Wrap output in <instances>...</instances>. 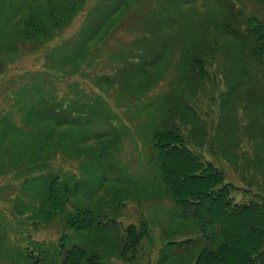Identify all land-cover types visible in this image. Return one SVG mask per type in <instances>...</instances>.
Segmentation results:
<instances>
[{
  "label": "rangeland",
  "instance_id": "rangeland-1",
  "mask_svg": "<svg viewBox=\"0 0 264 264\" xmlns=\"http://www.w3.org/2000/svg\"><path fill=\"white\" fill-rule=\"evenodd\" d=\"M163 131L218 170L199 185L264 210V0H0V264H264V217L183 208L192 158L164 162ZM86 208L115 222L66 228Z\"/></svg>",
  "mask_w": 264,
  "mask_h": 264
},
{
  "label": "trees",
  "instance_id": "trees-1",
  "mask_svg": "<svg viewBox=\"0 0 264 264\" xmlns=\"http://www.w3.org/2000/svg\"><path fill=\"white\" fill-rule=\"evenodd\" d=\"M32 27L35 28L34 25ZM256 30H258V28ZM166 135L171 136L172 138H167ZM178 140L179 139L176 137L175 134H173V132L163 131L158 136L157 138L158 147L157 148L160 149L161 156L163 157L164 162L177 158L178 156L176 155L177 154L176 151L184 154V152H182V150L180 149L185 150V153L188 156H190V152L188 151L187 146L185 147L186 148L185 149L183 147L185 145H182V143ZM177 148H180V149L177 150ZM190 157L192 158L191 167L189 168L185 167L187 169L186 171L178 169L177 174H175L174 172H171V174L174 176L171 180V184L173 188L176 186H181V185H186V187H191V186H195V188L197 187L195 191L190 192L189 199L183 205L184 209L185 208L188 209L189 204L196 203V202L193 203L192 201H190V199L199 201V203L202 205L204 204L205 200L209 197V194H212V196H214V199L212 200L213 210L216 211L215 216H216V219L220 223L225 224V221H224L225 217L230 218L228 220L229 223H234L236 222L237 217L238 218L241 217L242 213L245 211H251L255 218L264 217V210H262L260 208V205L256 202L252 204L249 203V205H241V204L239 205L234 202L232 203L230 200H226L225 203H223V201L220 200L219 196H216L219 193V191L223 189V187L213 188L212 186L210 188H203L205 186V183H203V185H199V183H202L206 180H209L210 178L215 177L216 174H218V170L213 168L209 163L206 164L202 162L201 160L193 158L192 156ZM60 168H63V166H60ZM174 169L175 167L172 170ZM63 173L65 172H62V175ZM57 186L58 185L53 181L50 183L49 187L47 188V194L49 198H52V196H55V194L57 195V193H59L58 201L52 202V210L56 211L55 213H57V211H62L63 206L67 204V202L66 203L63 202L66 198L62 197V196H66L65 192L67 188L63 186L61 187V191H60L59 187ZM199 216L201 217V215ZM215 216L212 215L210 217L211 219L210 221H213ZM92 217L94 216L91 214L90 209L86 208V210H76L74 214L72 213L71 216L65 221V225L67 226L66 228H70L73 230H81V229H89L93 227H98L96 225L102 226L112 221L115 222V220L111 217H108V218L104 217L100 220L97 219L94 221ZM250 219H253V217L251 215H248L247 220H246L247 226H248ZM214 223L217 226H219L216 222ZM131 234L133 235L132 238H130ZM143 234L147 235V229L145 227V223L142 222L141 225L138 224V226H132V225L129 226L127 233H125L124 235L123 242H121V252L127 249V255H128V252L129 254L134 253V250L137 249V247L140 245L142 241V238L144 237ZM65 235L66 233L64 232V227L62 226V233L60 232L58 236L61 242H63ZM129 240H132L133 242H129ZM133 245L135 246L134 249L131 247ZM199 254L200 252L198 253V255ZM227 254L230 257H233V258L238 257L239 259H241V261L238 264H247L246 261L249 257L246 253L242 254V253H239L237 250L228 248ZM203 255L205 254L202 253L200 256H203ZM85 259H86V256L84 255V251L82 250L81 247L73 246L71 248L69 252L70 264L84 263ZM123 259L125 260L126 257H123ZM207 264H227V260L223 257L222 252H221V254L215 260L210 261Z\"/></svg>",
  "mask_w": 264,
  "mask_h": 264
}]
</instances>
